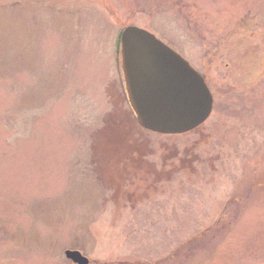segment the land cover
<instances>
[{
    "label": "rangeland",
    "instance_id": "1",
    "mask_svg": "<svg viewBox=\"0 0 264 264\" xmlns=\"http://www.w3.org/2000/svg\"><path fill=\"white\" fill-rule=\"evenodd\" d=\"M136 25L213 96L182 134L136 121ZM264 264V0H0V264Z\"/></svg>",
    "mask_w": 264,
    "mask_h": 264
},
{
    "label": "water",
    "instance_id": "2",
    "mask_svg": "<svg viewBox=\"0 0 264 264\" xmlns=\"http://www.w3.org/2000/svg\"><path fill=\"white\" fill-rule=\"evenodd\" d=\"M119 42L128 100L143 127L182 133L206 119L212 96L184 58L151 32L133 25L121 31ZM65 254L76 264L88 263L76 250Z\"/></svg>",
    "mask_w": 264,
    "mask_h": 264
}]
</instances>
